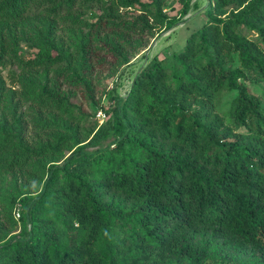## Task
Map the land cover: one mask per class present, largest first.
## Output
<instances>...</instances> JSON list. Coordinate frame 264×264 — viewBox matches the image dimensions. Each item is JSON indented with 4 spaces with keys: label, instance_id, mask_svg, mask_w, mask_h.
<instances>
[{
    "label": "trees",
    "instance_id": "obj_1",
    "mask_svg": "<svg viewBox=\"0 0 264 264\" xmlns=\"http://www.w3.org/2000/svg\"><path fill=\"white\" fill-rule=\"evenodd\" d=\"M167 2L0 0V264H264V0H209L102 124L72 100L100 105Z\"/></svg>",
    "mask_w": 264,
    "mask_h": 264
},
{
    "label": "rangeland",
    "instance_id": "obj_2",
    "mask_svg": "<svg viewBox=\"0 0 264 264\" xmlns=\"http://www.w3.org/2000/svg\"><path fill=\"white\" fill-rule=\"evenodd\" d=\"M208 2L209 0H190V9L187 13H184V5L181 0H168L165 10L170 16H174L177 19L178 24L167 32L158 33L145 50L136 54L131 62L125 67H122L114 76L107 77L106 72L101 74V80L98 82L96 88V98L100 101V105H94L87 101L81 94L73 96L72 100L81 104L91 119L97 120L99 124H102L109 116L106 113L107 109L113 106L114 100L111 99V96H125L131 90L133 81L139 70L154 56L163 58L165 56H171L173 52L181 51L185 47L187 37L207 22L208 17L205 7ZM24 51L27 55H30L25 48ZM230 66L238 67L239 63L234 62ZM9 72L10 67H4L3 75L7 83L11 84ZM235 96V92L224 94L219 100V109L221 111L228 110ZM100 110L106 113L104 120H100L98 117ZM28 121L29 130L32 132V129L34 130L32 121ZM15 233H18V230Z\"/></svg>",
    "mask_w": 264,
    "mask_h": 264
},
{
    "label": "built area",
    "instance_id": "obj_3",
    "mask_svg": "<svg viewBox=\"0 0 264 264\" xmlns=\"http://www.w3.org/2000/svg\"><path fill=\"white\" fill-rule=\"evenodd\" d=\"M98 117L100 120H104L106 118V113H104L102 110L98 112ZM15 216L18 218L20 216V212L18 210L15 211Z\"/></svg>",
    "mask_w": 264,
    "mask_h": 264
}]
</instances>
